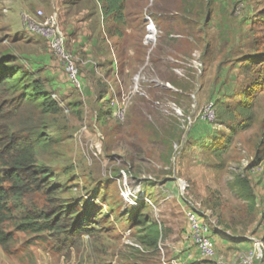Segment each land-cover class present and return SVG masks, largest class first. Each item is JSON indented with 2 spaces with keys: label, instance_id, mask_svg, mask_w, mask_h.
Listing matches in <instances>:
<instances>
[{
  "label": "rangeland",
  "instance_id": "obj_1",
  "mask_svg": "<svg viewBox=\"0 0 264 264\" xmlns=\"http://www.w3.org/2000/svg\"><path fill=\"white\" fill-rule=\"evenodd\" d=\"M74 1L0 0V57L34 71L61 108L36 158L57 194L46 202L34 192L25 209L73 208L90 233L16 232L17 210L0 264H238L253 241L262 247L252 264H264V0H126L118 24L103 22L94 0ZM36 11L58 13L78 88L24 32L22 14ZM209 101L211 125L198 120ZM239 178L253 204L232 188ZM139 202L164 236L144 263L132 251L141 250L131 211ZM189 211L211 228L210 261L185 240Z\"/></svg>",
  "mask_w": 264,
  "mask_h": 264
},
{
  "label": "trees",
  "instance_id": "obj_2",
  "mask_svg": "<svg viewBox=\"0 0 264 264\" xmlns=\"http://www.w3.org/2000/svg\"><path fill=\"white\" fill-rule=\"evenodd\" d=\"M94 1L103 22H123L126 0ZM256 56H264V53ZM60 112L59 104L52 99L34 71L19 68L10 55L0 57V247L4 250L13 241L4 227L17 219L14 218L17 210L22 219L15 227L16 232L31 235L49 232L68 238L90 233L82 228L85 217H73L76 214L73 208L51 206L50 210L37 212L25 209L24 199L34 192L41 193L46 202L52 201L49 198L57 194L58 187L51 184V174L36 164V158L38 151L49 145L51 140L47 134L48 117ZM232 188L249 203H254L250 182L246 178L235 180ZM142 208L140 202L131 208L135 212L133 221L138 226L133 239L141 247L140 251L133 248L132 251L139 253L142 260L138 261L144 263L150 259L149 255H159L157 246L164 236L160 224L141 215Z\"/></svg>",
  "mask_w": 264,
  "mask_h": 264
},
{
  "label": "built area",
  "instance_id": "obj_3",
  "mask_svg": "<svg viewBox=\"0 0 264 264\" xmlns=\"http://www.w3.org/2000/svg\"><path fill=\"white\" fill-rule=\"evenodd\" d=\"M21 24L24 32L36 35L41 38L53 57L63 65L64 72L70 84L76 88L80 86L77 67L72 60L70 53L65 49L64 36L61 31L58 13L52 12L45 16L42 11H36L32 14L24 13L21 16ZM146 29L147 35L144 41L147 44L155 42L156 31L152 22L149 21ZM154 32L153 36L150 32ZM198 120L204 124L211 125L216 121V108L213 101L205 103L198 114ZM186 236L188 245L193 247L200 260L210 261L215 256V240L211 233L210 226L204 222L197 212L189 211L186 214ZM251 251L240 257L238 264H252L256 252H259L262 244L253 241ZM259 250V251H257ZM190 256V255H189Z\"/></svg>",
  "mask_w": 264,
  "mask_h": 264
},
{
  "label": "bare ground",
  "instance_id": "obj_4",
  "mask_svg": "<svg viewBox=\"0 0 264 264\" xmlns=\"http://www.w3.org/2000/svg\"><path fill=\"white\" fill-rule=\"evenodd\" d=\"M153 34H154V32H153V31H152V32H150V35H151V36H153Z\"/></svg>",
  "mask_w": 264,
  "mask_h": 264
}]
</instances>
